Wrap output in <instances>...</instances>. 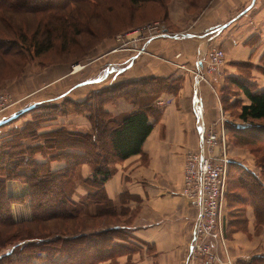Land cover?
<instances>
[{
  "label": "trees",
  "instance_id": "16d2710c",
  "mask_svg": "<svg viewBox=\"0 0 264 264\" xmlns=\"http://www.w3.org/2000/svg\"><path fill=\"white\" fill-rule=\"evenodd\" d=\"M109 1L0 0V14L6 12L32 13L45 16L39 22V30H35L32 35L25 34V41H30L29 46L26 47L29 58L32 55L40 56L49 52L56 45L55 42L61 38L66 42H74L76 35L83 34L88 29L91 30L90 24L81 19L83 16L85 17L84 14H87L88 7L93 8L92 13L89 11L88 14L102 17L103 12L101 13L100 8L106 10L107 7V11L112 15L115 9L113 2H117L116 6H121L123 10H125L124 7L127 9L120 18L124 22L129 17L135 19L138 15L137 11H140L144 5L157 4L163 10V17L166 20L169 17L167 4L169 5L170 0ZM191 3L193 1L189 2V4ZM127 11L130 14L129 17ZM106 20L104 19L100 23L102 24ZM70 27H72L71 30H69ZM104 33L99 36L105 35ZM9 42L12 43L11 46L0 47L6 51L13 49L19 51L24 46L23 43L20 45L19 40H9ZM150 81H153L152 85L148 84ZM126 82L129 85L123 91L116 92L114 95L109 94V97L123 98L135 105V110L126 115L113 116L105 109H101V102L88 104V98L80 102L75 101L77 105L88 104L94 110L97 108L96 114H94L96 129L92 133L69 131L68 138L58 139L57 134L61 132L52 131L45 136L46 143L30 145L28 141L38 137L37 127L42 123L40 120H36L24 128L16 127L12 136L0 144V250L7 245L14 246L12 250L1 254L0 264H39L35 259L37 256L46 260V264H101L108 260H115L116 264L118 259L124 255L129 256L130 264H132L133 253L141 248L132 241L135 237L130 233V226L138 210L133 211L130 207L121 206L111 199L106 191V183L114 176L115 165L133 155L143 153L145 141L152 133L155 124L160 121L163 111L161 108H157L149 97L156 99L158 93L172 91L177 86L174 83H167L164 78L159 77H147ZM143 85L148 91L146 99H142L145 94L141 88ZM132 86V90H127ZM225 90L228 91L227 96L221 99L223 105L225 104L224 107L235 109L240 106L239 101L232 102V98L230 99L237 93L244 94L250 101L249 104L241 105L237 117L243 122L251 123V126H230L234 128L232 132L241 139L250 138L252 140L250 143H264V125L261 124L262 121L264 122V88H260L258 83L247 78L229 76L227 84L220 91ZM44 103L46 102L36 103L18 111L15 118L0 123V126L18 119L24 113L35 110ZM87 116L92 119V110ZM88 142H91L90 145ZM87 147H91L93 151L90 153L86 150ZM53 149L59 153L52 156L53 158L61 155L69 162L63 172L53 170L49 161L42 162L35 158L38 151L48 154V150ZM64 150L66 152H61ZM84 162L90 163L93 168L91 176L82 182L87 194L77 201L69 193L68 178L77 166ZM236 164L239 163L231 161L225 205V208L229 210V228L232 232L246 231L248 205L253 206L259 226L264 224V178L242 164L238 165L239 175L234 176L235 173L237 174ZM257 165L264 171V158L258 160ZM11 179H21L28 183L29 194L19 198H8L6 185L7 181ZM237 189H242L245 193L238 195L234 191ZM133 197L124 192L121 194L120 200L126 205L127 200ZM27 198L32 201V219L26 221V224L20 225L12 216L11 202L23 201ZM235 198L239 200L237 201ZM237 203L241 204L239 207L242 214L237 212V215H241L240 217L235 216ZM106 216H128V218L122 224H115L114 227L105 228L95 234L51 236L46 233L48 228L46 223L52 220L70 222L81 218L86 219L85 223L97 219L101 221L107 218ZM128 220L129 222H127ZM238 221L241 222V225L237 224ZM20 242L23 243L19 244ZM3 243L4 246H2ZM238 264H264V255L256 256L248 263L239 262Z\"/></svg>",
  "mask_w": 264,
  "mask_h": 264
},
{
  "label": "crops",
  "instance_id": "0c3cea01",
  "mask_svg": "<svg viewBox=\"0 0 264 264\" xmlns=\"http://www.w3.org/2000/svg\"><path fill=\"white\" fill-rule=\"evenodd\" d=\"M258 8L259 0H250L242 10L229 0H217L200 16L196 26L188 31H178L143 42L141 47L151 53L129 50L107 52L97 59V66H102L103 70L95 77L77 83L76 78L85 73L72 71L68 74V66V69L57 67L49 75L48 81L36 88L38 91L30 89L21 95L18 103L31 99L32 95L37 97L30 100L32 102L29 107L63 97H71L80 102L87 98L85 89L88 85L103 83L110 77L118 82L153 76L174 78L180 73L174 63L178 53L183 56L181 62H197L198 65L210 55L213 48L221 47L227 56V67H232V59H248L262 50H255L252 46L253 37L262 41L261 48H264V7ZM169 10L171 19L180 22L183 18L181 9L171 2ZM255 10L257 15L253 19L250 14ZM235 25L238 26L233 30ZM257 32L261 38H256ZM263 81L264 78L258 82L260 88H264V84H261ZM215 83L219 93L224 87L222 78L216 77ZM15 88L18 87H11L14 95ZM81 89L84 92H79ZM183 89L185 95L190 93V105L186 103L185 109H182V104L178 105L176 100L167 104L160 121L155 124L143 145V153L118 163L114 176L106 183V191L111 199L133 211L138 210L130 227L135 237L132 241L141 248L133 253L132 264H212L205 256L193 259L190 257L197 209L183 195L182 186L187 156L200 145L201 123L210 125L220 104L213 90L202 86L201 81L194 79L193 83L187 78ZM198 91L201 94L199 100L201 102L202 98L204 106L201 123L197 110ZM243 98L244 104L250 103L245 95ZM106 110L113 116L120 117L134 111L135 105L121 98L114 104L107 105ZM16 114L17 112H13L8 116L4 115L0 123L15 118ZM246 164L248 169L259 172L260 168L251 163L250 156ZM91 170L90 166H85V176ZM8 188L9 193L15 195H21L22 192L25 194L29 190L27 185L19 182H9ZM124 192L134 196L127 200L126 205L120 200ZM246 216V231L232 232L229 228V210L226 209L225 236L234 264L248 263L254 257L264 255V224L259 226L252 205L247 206ZM214 247L219 259L226 263L227 255L221 244L215 242ZM118 264H130L129 256H121Z\"/></svg>",
  "mask_w": 264,
  "mask_h": 264
},
{
  "label": "rangeland",
  "instance_id": "374dc122",
  "mask_svg": "<svg viewBox=\"0 0 264 264\" xmlns=\"http://www.w3.org/2000/svg\"><path fill=\"white\" fill-rule=\"evenodd\" d=\"M115 1V0H110ZM109 1V2H110ZM119 1V0H118ZM121 1V0H120ZM127 2V0H124ZM190 1H193L192 6L189 4ZM217 0H170L169 5L167 4V8L169 11V17L166 20L163 16V10L160 9V6L157 4L154 5H144L140 11H137V16L134 19H130V14L128 12V19H126L124 22L120 20L121 15L123 16L127 10L125 7L121 9V6H116L117 2H113L115 4L113 14L109 13L104 8H100L103 12L102 17L93 16V14H88L89 11H93V8L88 7L87 14H84L85 17L81 18L84 20L87 24H90L89 27H91V30H87L83 34L76 35V39L74 42H66L63 41L61 38L60 40L56 41V45L49 50V52L40 55V56H31L29 58L28 54L29 52H26L27 45L29 46L30 41H25V34H33L35 30H39L40 21L41 18L45 17L43 15H33L32 13L27 14H19V13H3L0 14V46L3 47H9L11 46V42L9 40H19L20 45L22 43L24 44L23 47H21L22 50L15 51L13 49L12 51H6L4 48L0 47V93H8L11 95L13 104H11L6 110H4L0 114V120L4 115H10L13 112H18L20 109H22L24 106L29 107L31 102L30 100L36 99V95L30 96V98L26 99L25 101H21L18 103L19 98H21V95L26 94L30 89L31 91H38L36 90L37 87H39L40 84L47 82L48 77L51 74V72L57 68V67H66L68 69L69 67V73L70 74L73 71V68L75 65H83L84 68L78 70L79 73H85L78 78H76L75 83L79 81H83L87 78H93L96 75H98L103 69L102 66H97L99 61L97 59L101 58L103 54L114 52V51H124L129 50L133 52H137L139 49H141V45L143 42L147 40L150 33L148 29L146 32H142V35H144L143 38H135L136 34L134 33L136 30H139L140 28H143L145 26H154V31L157 33H162L164 30H167V32L171 35L173 33H176L178 31H188L193 26H196V21L200 18V16L208 10L209 7L213 5ZM171 2H174V5L179 7L181 9L182 19L180 22L174 21L170 17V4ZM229 2L233 5H239V9H243L246 4L250 2V0H229ZM122 3V2H120ZM264 0H259V8L261 9L264 7L263 5ZM153 4V3H152ZM128 6V4H127ZM151 8H149V7ZM84 7V6H83ZM257 9V10H258ZM253 11L250 14V17L253 19L256 17L257 13L256 11ZM107 19L102 24V20ZM244 22V21H243ZM86 24V25H87ZM109 24V25H108ZM242 24V22L240 23ZM238 25H235L233 27V30ZM72 27L69 28L71 30ZM242 28H239V30ZM103 32H105V35H101ZM127 34H129L130 39H126ZM259 32H257L256 38L258 37ZM99 37V38H98ZM119 37L121 39H119ZM135 38V39H134ZM9 42V43H8ZM252 46L256 49H258L260 52L256 54V56H250L248 59L244 60H234L230 61L229 68L227 67V56L225 58V61L222 66V72L212 74L207 69L204 70L205 76L212 82V85L216 88L218 91V88L215 83V78L219 77L222 78V81L225 84L228 82L229 76H237L238 78H247L253 82H260L264 78V48L262 46V41L258 39H253ZM221 48V47H218ZM223 49V48H221ZM224 50V49H223ZM145 54L151 53L149 50H145ZM181 54V53H178ZM177 54V55H178ZM175 56L174 63H176V66L180 69V73L177 77H164V76H153V77H159L164 78L165 82L167 83H174L177 87L174 88L172 91H163L157 94L156 99L150 100L151 102L156 104L157 108H161L163 111L165 109V106L169 103H172L174 100H176L177 104H182V109H185L184 105L187 103L190 105V93L185 95L186 92L184 91L185 86V80L190 78L193 83L197 72V62H181L180 59L183 58L182 54L180 57ZM254 55V54H253ZM94 60V61H93ZM177 60V62H176ZM179 60V61H178ZM93 61V63L91 62ZM198 61V60H197ZM91 62V64H90ZM68 66V67H67ZM78 74V73H77ZM124 82V83H122ZM126 81H116L110 77L107 81L103 83L98 84H92L88 85L89 87H86L85 92H87V98L88 104H99L103 109L106 110V106L109 104H114L118 99L115 97H109V94H116V92H121L124 90L126 86L129 84H125ZM132 82V81H128ZM148 84H153V81H150ZM259 84V83H258ZM261 84H264V81L261 82ZM147 85V84H145ZM145 85H143V91H145L143 98H148V91L147 88H145ZM18 87L15 88V95L11 91V87ZM202 86L208 87L211 91L212 86L209 85L207 82H202ZM231 86V84H230ZM133 86L130 87L127 90H132ZM231 88V87H230ZM231 91V90H230ZM79 92H84V89H81ZM36 93V92H35ZM228 91H220L219 95L220 99L226 98ZM242 93H237L236 95H233L230 97L232 102L239 101L240 106L237 108H231V107H224L225 104L222 107L225 111V117L227 118L226 122V129H227V140L226 145L221 143L216 146H218L217 150L224 149V146L227 148V151L229 153V156L231 160L235 161V163L242 164V166H246V162H248V158L250 156L251 163L254 164L258 169L260 168L258 173L260 176L264 178V171L261 170V167L257 165V161L264 158V143L256 142L255 144L250 143L252 140L249 139H241L236 135V133H233L232 131L234 128L230 126H241L238 125L242 123V120H239L237 117V114L240 113L241 105L244 104V98ZM27 96V95H26ZM216 97V95H215ZM42 97H40L41 99ZM121 99V98H120ZM217 99V97H216ZM93 102V103H92ZM18 103V104H17ZM88 104H80L77 105V102L71 97H63L60 99H56L51 102L44 103L42 105H39L38 108L32 111H28L21 115L18 119H15L5 125L0 126V144L4 142V140L10 138L12 136V133L16 127L24 128L26 127L30 122L40 120L42 123L37 127L38 128V137L36 139H30L28 141V144L30 145H36V144H43L46 143L45 136L50 134L52 131H60L61 133L57 134L58 139L62 138H68L69 131L71 132H94L96 129L95 121H94V114H96V110L91 108ZM25 109V107H24ZM92 110L93 117L92 119L87 116L89 115V111ZM107 111V110H106ZM227 111V112H226ZM87 112V113H86ZM219 110L216 113V117L214 118L213 122H216L219 118ZM111 114V113H110ZM44 118V119H43ZM43 119V120H42ZM100 120V119H99ZM211 123V124H212ZM251 124V123H250ZM262 125H264V122H261ZM244 127V126H242ZM248 127V126H247ZM86 128V129H85ZM89 128V129H87ZM41 133V135H39ZM66 142V141H65ZM249 142V144H246ZM89 143V142H88ZM91 143V142H90ZM89 143V145H90ZM104 146V145H103ZM5 147V146H4ZM3 147V148H4ZM3 149L1 148V151ZM87 151L90 153L93 151L91 147L86 148ZM49 151V152H48ZM48 154L44 153L43 151H38L35 155V158L42 162L49 161L51 167L53 170H59L60 172H63V170L68 166V161L66 159H63L61 155H58L56 158H53L55 154L57 153V150H48ZM66 152V150L61 151ZM219 155V154H218ZM1 158V157H0ZM186 163V162H185ZM237 166V174L235 173L234 176H238L240 169H238ZM114 165V164H113ZM85 166H90L92 169V165L88 162H84L77 166L76 170L73 171L72 175L68 178V190L69 193L72 194L73 198L75 200H80L82 196L87 194L85 186L82 185L83 180L91 176V173L88 176H85L84 174V168ZM116 165L114 166V168ZM248 168V167H247ZM65 171V170H64ZM185 171V168H184ZM252 171V170H251ZM92 172V170H91ZM9 182H19L22 185L28 186V192L20 195L18 193L15 195L14 193H9L8 184ZM183 187H184V178H183V186H182V193H183ZM236 194H244L245 191L242 189L234 190ZM30 192V186L28 183L21 179H11L7 181L6 185V193L8 198H19L22 196H26ZM237 201L239 199L235 198ZM237 209L235 211V216L240 217L242 214L241 209L239 206L241 204L237 203ZM11 213L14 218V220L17 223H20V225L24 224L26 221H29L32 219L33 215V206L32 201L30 198H27L25 200H15L11 202ZM226 214V209H225ZM105 218L104 220H92L84 223V220L81 219L77 221H63V220H52L47 222L48 228L46 229V233H49L51 236H58V235H71L76 236L83 233L87 234H95L96 232L103 230L105 228H109L114 226L115 224H122L124 221L127 220L128 216H111ZM89 220V219H88ZM227 221V220H226ZM83 222V223H82ZM129 222V220L127 221ZM241 222L238 221L237 224H240ZM26 224V223H25ZM225 225V231H226ZM25 228V227H24ZM130 233H132L130 231ZM226 233V232H225ZM134 239V238H133ZM193 240V238H192ZM23 242H20L21 244ZM5 244L3 243L2 246ZM140 247V246H138ZM14 248L13 245H7L4 248L0 250V256L1 254H5L7 251H10ZM36 262L39 264H46V260L41 259V257L37 256L35 257ZM118 259V258H117ZM115 260H108L106 262H102L101 264H115ZM118 264V263H116Z\"/></svg>",
  "mask_w": 264,
  "mask_h": 264
},
{
  "label": "built area",
  "instance_id": "2783aa9c",
  "mask_svg": "<svg viewBox=\"0 0 264 264\" xmlns=\"http://www.w3.org/2000/svg\"><path fill=\"white\" fill-rule=\"evenodd\" d=\"M147 29L150 33L147 40L169 35L167 30L157 33L154 31V26H145L134 32L136 34L135 38H143L142 32H146ZM128 36L129 34H127ZM119 39L121 38L119 37ZM126 39L131 40L129 37ZM138 52L144 53L145 49L141 48ZM180 56L181 54L177 55V57ZM225 58V51L215 47L210 55L197 65L195 78L197 82L201 81L202 83L205 81L212 86L213 92L220 104V113L216 122L210 125H206L205 122L201 123L203 120V100L201 98V105H199V96L201 97V94L198 91L197 110L201 123L200 145L197 150L188 154L184 171L183 195L197 209L190 257L193 259L196 256H205L208 262L212 264H234L227 249V239L225 236V225L227 223L225 214L226 192L232 160L225 146L222 151L217 150L218 146H216L221 143L226 145L227 118L225 117V111L222 107L218 91L204 73L205 69L212 74L221 73L222 66L226 62ZM11 104H13L11 95L0 93V114ZM238 125L251 126L247 122H242ZM212 239H215L214 243ZM215 242H219L226 253V263L219 259L217 250L214 247Z\"/></svg>",
  "mask_w": 264,
  "mask_h": 264
},
{
  "label": "bare ground",
  "instance_id": "6f19581e",
  "mask_svg": "<svg viewBox=\"0 0 264 264\" xmlns=\"http://www.w3.org/2000/svg\"><path fill=\"white\" fill-rule=\"evenodd\" d=\"M84 68V66L83 65H75V67H74V71H78V70H80V69H83ZM199 105H201V102H199ZM202 110H204V106H203V109Z\"/></svg>",
  "mask_w": 264,
  "mask_h": 264
}]
</instances>
